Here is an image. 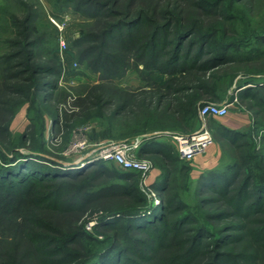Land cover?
I'll return each mask as SVG.
<instances>
[{"label":"trees","instance_id":"1","mask_svg":"<svg viewBox=\"0 0 264 264\" xmlns=\"http://www.w3.org/2000/svg\"><path fill=\"white\" fill-rule=\"evenodd\" d=\"M55 1L90 19L75 40L78 51L66 49L61 54L54 47L46 59L39 53L44 39L35 35L34 15L29 12L15 20L17 38L10 43L18 49L4 59L19 58L17 65L8 66V72L20 66L9 74L18 83L5 88L17 89L25 97L33 85L36 96L48 102L61 76L76 74L73 62L79 60L102 78L92 87L97 92L91 93L90 104L100 110L113 106L110 122L122 129L108 135L107 141L132 140L155 131L187 132L201 102L219 99V81L231 67L256 64L251 63L252 56L264 55V48H256L255 54L253 46L251 53L243 49L253 39H240L236 18L224 12L249 0H163V5L158 0ZM182 2L208 22L192 17V11L185 20ZM251 37L264 44L263 31ZM131 67L146 85L124 88L114 82ZM0 102L3 112L10 114L13 103ZM56 113L52 116L59 123ZM1 114L0 134L9 137L6 147L0 145V245L9 241L15 251L10 257L0 250L5 264H264V148L256 156L245 151L254 120L249 130L224 134L244 148L240 162L231 173L211 169L196 178L201 199L195 210L183 197L186 181L176 179V173L192 178L189 165L170 143L159 141V135L142 137L138 150V156L153 159L162 169L150 186L160 199L154 204L137 171L121 170L102 160L85 168L33 160L34 153H23L13 144ZM29 136V130L22 133L20 142L42 153L45 139L38 147L27 143L33 139ZM208 192L212 195L204 196ZM93 204L112 216L101 223L103 240L77 225ZM50 212L64 214L68 230L53 221L56 214ZM90 242L99 246L94 253L85 250Z\"/></svg>","mask_w":264,"mask_h":264},{"label":"rangeland","instance_id":"2","mask_svg":"<svg viewBox=\"0 0 264 264\" xmlns=\"http://www.w3.org/2000/svg\"><path fill=\"white\" fill-rule=\"evenodd\" d=\"M158 3L163 5V0H158ZM182 3L181 7L185 11V13H183V18L185 20L191 18L188 17L189 13H187L190 11L193 13L192 17H200L195 9L189 7L186 2ZM227 7L229 6H226V8ZM29 12H33L34 15V19L31 21V26L34 27L33 31L35 32V35L44 39L40 45L39 53L43 54L46 59L50 57V49L54 47L60 48L61 39L65 40L66 49H71L77 52L78 47L74 44L75 40L80 36L84 24L88 23L90 19L84 17L72 7L65 9L61 8L55 0H0V100L13 103L11 108L13 114L12 112L10 114L8 112V114L4 113L0 105V116L2 115L1 113H3V116L6 117L5 120H7V125L9 124L13 144L20 151L23 153H34L36 157L34 156L33 160L35 161L52 164L50 162L53 160L57 163L67 165V168H73L78 166L75 162L80 161L84 157L87 158V154L94 150L96 144L107 141L109 138L108 135H116L120 133L122 129L119 127V124H114L112 126V122H110L111 115L109 111L113 106H110L109 109L100 110L97 106H94V104H90L89 99L92 98L91 93L94 94L97 92L92 89V87L95 84L101 83L102 78L100 73L94 72L79 60H74L73 62L74 67L75 64H77L76 74H73L70 77L62 75L58 80V88L53 94L54 97L48 102H43L41 97L38 98L36 96L32 84H30V86L32 85V88L27 92L25 97H23L17 89L11 88L10 90L9 88V90H7L5 88V85L8 83H18L17 78L11 79V77H9L11 75L9 74L10 70L11 73H13L14 71H17L20 66H15V68L10 69L9 72L8 66L13 64L17 65V63H19V58L13 61H6L4 59V56L7 53H11L13 49L14 51L18 49L17 47H12L10 43V41L17 38L15 35L17 29L15 26V20L24 19ZM224 12L225 14L232 15L236 18L234 26L241 34L240 39H253L254 42L252 45L248 42L245 43V46L243 47L245 51L248 50L249 53H251V46H253V49L255 47V52L253 54H255L258 53L256 48H264L262 42L257 43L255 42L256 37H251L262 31L264 32V0H249L237 9H226ZM200 18L206 23L208 22L207 17L205 18L201 16ZM242 19L245 20V22ZM230 23L231 22H228L227 24ZM221 27L224 29V24H222ZM250 37L251 39H249ZM260 66L261 65H258L257 63L250 65H234L231 67L232 69L229 70L230 72L228 76L224 77L221 81L223 82V85H229L231 79L232 82L234 81L233 78L237 76V73L239 76L243 75L246 78L242 81H256L254 75L258 70L264 69V67L261 68ZM114 82L124 88H138L146 85V80L142 78L140 72L136 70L135 67L128 69L123 77L114 79ZM24 92L26 93V91ZM205 102L214 101L203 100L201 104ZM244 106L251 110L254 118L253 128L248 131L246 137L249 147H245V151H247L246 155L256 156L257 153L264 148V99L261 101L256 98L245 100ZM56 111L60 114L59 123H55L52 116ZM43 121L46 122L45 128L42 127ZM193 126L194 123H192L190 126L191 128H189L188 131L192 130ZM28 130L30 131L29 137L33 138L31 141L27 142L28 144L33 143L39 147L42 140L45 139V150L39 154L47 159L40 158L37 151L32 152V150L20 142L21 134ZM41 130L43 131V134H41ZM79 131H81L82 135L87 138L89 145L79 152H69L71 144L75 141L76 134ZM169 132L175 133L179 131L172 130ZM8 137L9 136H5L4 139L0 134V145L5 146ZM136 137H139V135ZM122 139L126 138L120 137L115 140ZM242 140H244V138H242ZM231 141L232 140L226 136L220 138L222 156L218 166L214 169L215 171L231 173L235 169V164L240 162V154L244 148L240 149ZM170 145L172 146V149L175 150L174 144L170 143ZM151 161L155 162L153 159ZM91 163L78 168H85ZM254 163H257V160H255L253 164ZM109 164H112V162H109ZM54 166L58 167L59 164H54ZM176 175L178 183L186 181V188L183 190V197L191 206H194L195 210H197L196 206L201 199V195L197 193L199 192V189L196 178H183L179 173H176ZM210 195H212L211 192L204 194V196ZM107 213V210L99 204H93L82 213L80 218L77 219V225L80 227L82 226L86 232L97 239L103 240L105 238V232L101 223L104 219L106 220L112 217ZM50 214H56V216L52 217L54 219L53 221L61 223L63 230H68V227L64 224V217H66L64 214L57 212H50ZM91 220L96 221V223H94L91 229H88L87 225ZM10 243L11 242L8 241V243L1 244L0 250L3 249V251H7L6 253H9L10 257H13L15 251H11L12 246ZM88 244L89 245L85 250L89 253H94L99 249L97 244L92 242ZM2 263L5 264L0 258V264Z\"/></svg>","mask_w":264,"mask_h":264},{"label":"built area","instance_id":"3","mask_svg":"<svg viewBox=\"0 0 264 264\" xmlns=\"http://www.w3.org/2000/svg\"><path fill=\"white\" fill-rule=\"evenodd\" d=\"M65 40L61 39L60 51L66 49ZM77 66V64H75ZM232 102H205L199 108V116L201 120H206L208 116L222 117L229 113ZM172 141L175 144L179 159L185 163H192L198 156L204 154L208 147L214 143V135L212 131L204 124L199 129L191 132H175L170 133ZM142 136L132 140H109L96 144L94 150L87 154V158H82L75 162L76 167L84 166L88 163L102 160L105 162H113L119 165L123 170H134L141 174L142 189L153 199L154 204H158L160 199L156 192L146 184V179L152 171L154 164L148 158L138 156V150L141 146ZM88 140L79 131L76 134L75 141L71 144L69 152H79L88 146ZM96 221H89L87 228L91 229Z\"/></svg>","mask_w":264,"mask_h":264},{"label":"crops","instance_id":"4","mask_svg":"<svg viewBox=\"0 0 264 264\" xmlns=\"http://www.w3.org/2000/svg\"><path fill=\"white\" fill-rule=\"evenodd\" d=\"M251 59V63L256 62L258 65H261V68L264 67L263 56H252ZM245 62L247 63V61H244V63ZM254 76L256 77V81H242L246 78L243 75L239 76L238 73L233 79L234 81H231L229 85H223V82L221 80L219 81L221 93L219 99L214 102H232L235 97L237 98V101L230 105V111L227 115L222 117L208 116L206 120L203 121L199 116L198 108V114L194 121V126L192 127V130L187 132L195 131L205 124L214 135V143L208 147L204 154L198 156L192 163L188 164L191 177L198 178L202 173L215 169L218 166L222 156L220 138H224V134L227 131L244 132L252 126L254 118L251 110L245 108L244 101L252 100L254 98H258L260 101L264 99V69L258 70ZM151 134L159 135V141L174 144L169 131H155L153 133L142 134L139 136L144 137ZM175 152L177 153L176 147ZM113 164L123 170L116 163ZM161 172L162 169L155 164L146 179V184L152 186L156 183L160 178Z\"/></svg>","mask_w":264,"mask_h":264}]
</instances>
